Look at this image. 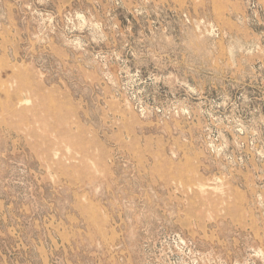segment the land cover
Instances as JSON below:
<instances>
[{
	"label": "rangeland",
	"instance_id": "1",
	"mask_svg": "<svg viewBox=\"0 0 264 264\" xmlns=\"http://www.w3.org/2000/svg\"><path fill=\"white\" fill-rule=\"evenodd\" d=\"M0 264H264V0H0Z\"/></svg>",
	"mask_w": 264,
	"mask_h": 264
}]
</instances>
